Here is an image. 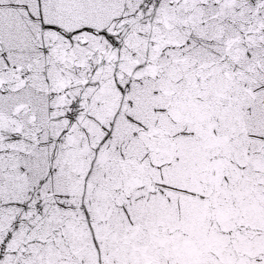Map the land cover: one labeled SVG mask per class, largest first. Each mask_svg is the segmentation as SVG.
Listing matches in <instances>:
<instances>
[{
	"label": "snow or ice",
	"instance_id": "6c2138e0",
	"mask_svg": "<svg viewBox=\"0 0 264 264\" xmlns=\"http://www.w3.org/2000/svg\"><path fill=\"white\" fill-rule=\"evenodd\" d=\"M0 264H264V0H0Z\"/></svg>",
	"mask_w": 264,
	"mask_h": 264
}]
</instances>
